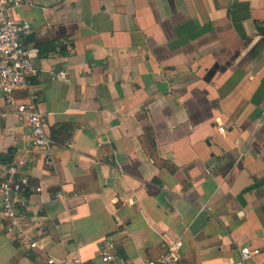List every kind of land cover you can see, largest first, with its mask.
I'll list each match as a JSON object with an SVG mask.
<instances>
[{"label": "crops", "instance_id": "0c3cea01", "mask_svg": "<svg viewBox=\"0 0 264 264\" xmlns=\"http://www.w3.org/2000/svg\"><path fill=\"white\" fill-rule=\"evenodd\" d=\"M10 12L31 24L22 43L37 49L33 89L56 144L46 164L30 126L14 112L1 122L0 154L26 161L21 226L39 246L0 224V264H108V241L118 264H143L168 230L180 264H235L244 246L263 250L245 264H264V0H23Z\"/></svg>", "mask_w": 264, "mask_h": 264}, {"label": "built area", "instance_id": "2783aa9c", "mask_svg": "<svg viewBox=\"0 0 264 264\" xmlns=\"http://www.w3.org/2000/svg\"><path fill=\"white\" fill-rule=\"evenodd\" d=\"M22 3L23 0H0V126L2 120L14 112L20 122L30 126L28 138L43 154L45 163L52 164L56 141L49 133L47 118L39 109L41 97L33 89V76L36 73L33 59L37 55V49L28 48L22 43L23 36L32 31L31 24L28 20L14 18L10 12L12 7ZM56 77L67 80V73L60 70ZM18 90L26 93L25 98L17 97ZM25 162V159H19L0 170V224L10 241H20L25 246L37 247L39 242L21 226V220L30 204V177L20 169ZM206 171L210 174L212 168H207ZM35 190L41 191V187H36ZM61 195L58 192L55 196ZM162 238L167 245L166 251L158 259H147L143 264H180V238L171 236L169 230L162 234ZM114 250V242L108 241L102 250V261L118 264ZM262 251L258 247L244 246L240 249L241 259L235 264H245L249 258ZM48 262L55 264L57 260L51 257ZM61 264H81V258L74 256L61 261Z\"/></svg>", "mask_w": 264, "mask_h": 264}, {"label": "trees", "instance_id": "16d2710c", "mask_svg": "<svg viewBox=\"0 0 264 264\" xmlns=\"http://www.w3.org/2000/svg\"><path fill=\"white\" fill-rule=\"evenodd\" d=\"M13 160V154L11 153V150L6 154H0V161L5 164L11 163Z\"/></svg>", "mask_w": 264, "mask_h": 264}]
</instances>
